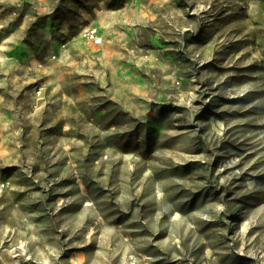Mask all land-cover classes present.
Instances as JSON below:
<instances>
[{
	"label": "rangeland",
	"instance_id": "1",
	"mask_svg": "<svg viewBox=\"0 0 264 264\" xmlns=\"http://www.w3.org/2000/svg\"><path fill=\"white\" fill-rule=\"evenodd\" d=\"M56 1L65 53L2 103L0 264H264V0Z\"/></svg>",
	"mask_w": 264,
	"mask_h": 264
},
{
	"label": "crops",
	"instance_id": "2",
	"mask_svg": "<svg viewBox=\"0 0 264 264\" xmlns=\"http://www.w3.org/2000/svg\"><path fill=\"white\" fill-rule=\"evenodd\" d=\"M14 2L15 0H0V28L7 25L4 31L6 33L4 49H0L1 62H4L0 66V114L4 112L2 103L5 102L6 94L10 88L16 87L19 74L40 68L35 55L42 49L47 50L45 46H48V43H50L49 49L63 54L65 51L63 44L59 45L58 40H53V36L68 35L70 32L69 22H61L62 26L58 29L56 27L57 21L54 13L57 1L53 3V0H27L22 11L24 16L18 23L10 14ZM98 6L99 9H103V12L99 9L93 13L80 10L78 19L90 23L91 27L97 29L98 34H109L111 29L116 28L123 19L110 10L105 11L104 4H98ZM103 16L108 17L109 24H103L102 20L105 18ZM125 35V31L119 32L112 40L116 43ZM35 40L37 43L33 45L32 42ZM82 42L83 39L79 41L72 39L69 44H77V47H81ZM31 56L34 57L31 58Z\"/></svg>",
	"mask_w": 264,
	"mask_h": 264
},
{
	"label": "built area",
	"instance_id": "3",
	"mask_svg": "<svg viewBox=\"0 0 264 264\" xmlns=\"http://www.w3.org/2000/svg\"><path fill=\"white\" fill-rule=\"evenodd\" d=\"M83 38L86 40L94 41L98 37V31L96 28H90L82 32ZM10 186L9 180H4L0 182V190L6 189Z\"/></svg>",
	"mask_w": 264,
	"mask_h": 264
}]
</instances>
